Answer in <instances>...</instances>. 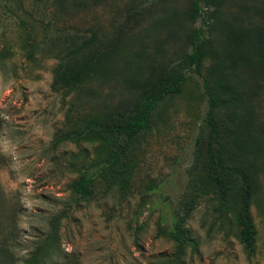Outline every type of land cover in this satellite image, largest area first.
<instances>
[{"label": "rangeland", "instance_id": "obj_1", "mask_svg": "<svg viewBox=\"0 0 264 264\" xmlns=\"http://www.w3.org/2000/svg\"><path fill=\"white\" fill-rule=\"evenodd\" d=\"M191 1L81 0L77 6L67 0L61 10L54 0H12L10 13L0 10V190L6 209L13 207L18 217L13 243L18 264L38 239L52 231L53 219L62 215L55 226L57 253L52 261L166 264L172 258L176 244L159 235L158 227L169 225L175 212L182 216V202L198 194L191 184L201 174L197 139L208 131L203 77L208 76L210 57L180 94L157 106L150 127L134 145L132 178L126 188L109 189L98 182L90 197L81 200L72 185L95 158L97 144L65 137L81 128L88 116H99L131 95L122 76L86 83L73 94L55 92L52 38L57 30L86 38L94 33L96 41L109 40L127 9L147 8L133 19L128 36L131 65L125 73L136 76L140 64L144 78L150 69L176 61L186 47L187 33L203 25L201 18L192 22L186 17ZM204 1L209 7L202 17L210 24L213 14L217 38L223 26H240L235 16L244 18L243 26L246 18L264 26V16L258 13L263 2L251 1L248 6L240 0H214L217 8L210 9V0ZM30 22L32 28L27 26ZM251 64L259 68L257 57ZM239 73L241 96L252 103L254 124L264 128V77L252 78L244 68ZM227 113L236 121L232 110ZM255 130L256 139L248 145H261V150L253 153L244 144L250 152L240 154L251 162L258 185L250 207L257 231L254 255L249 257L237 239L235 214L205 195L183 222L192 243L181 256L182 264H264V132L260 127Z\"/></svg>", "mask_w": 264, "mask_h": 264}, {"label": "trees", "instance_id": "obj_2", "mask_svg": "<svg viewBox=\"0 0 264 264\" xmlns=\"http://www.w3.org/2000/svg\"><path fill=\"white\" fill-rule=\"evenodd\" d=\"M66 1L54 0V3L65 10ZM72 1L77 6L81 3V0ZM240 1L248 6L251 1L264 3V0ZM11 2L0 0V10L9 12ZM217 5L214 0H210V9L217 8ZM208 7L209 4L204 0L191 1L186 17L192 22L201 18L203 25L187 33L186 47L176 61L157 70L150 69L144 78L141 77L140 64L136 67V76H127L125 73L131 65L128 36L135 25L133 19L139 15V11L140 15L145 13L147 8L127 9L124 20L114 28L109 40L96 41L94 33L86 38L65 35L57 30L52 38L56 47L53 57L57 60L52 82L55 92L73 94L86 83L109 81L115 76H122L131 95L99 116H88L81 128L65 137L97 144L95 158L72 185L73 194L81 200L90 197L98 182L109 189L114 186L126 188L132 178L134 145L150 127L157 106L166 98L180 94L192 74H201L204 62L210 57L211 64L206 71L208 76L203 77L204 95L207 98L204 124L208 131L197 139V165L201 174L191 184L198 194L182 202V216L175 212L169 225L158 227L159 235L176 244V251L166 264H182L181 256L187 245L192 243L182 225L192 205L205 195L218 201L219 207H226L235 214L237 239L249 257L254 255L256 247L257 231L250 207L258 185L252 176L251 162L245 157L241 158L240 154L243 151L250 152L247 146L252 148L253 153L261 150V145L248 143L256 139L253 130L260 127L264 132V128L254 124L252 103L241 96L239 70L244 68L252 78L264 77V26L249 18H246L247 24L243 26L244 18L235 16L234 20L240 26H223L219 29L221 36L217 38L213 36V29H217L212 21L213 14H210V24L208 19L202 17ZM258 13L264 16V4ZM20 22L21 26L26 23ZM27 26L33 27L31 22ZM27 45L32 46V43L28 42ZM253 57H257L259 68L252 66ZM228 110H232L236 121L230 120ZM230 124L234 129H230ZM62 218L63 215L53 219L50 224L52 231L36 241L34 250L21 264H60L52 261V258L57 253L55 226ZM17 231V214L13 207L6 209L0 190V264H18L13 244Z\"/></svg>", "mask_w": 264, "mask_h": 264}]
</instances>
